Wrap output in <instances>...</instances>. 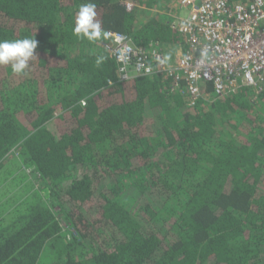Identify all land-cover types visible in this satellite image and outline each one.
Returning a JSON list of instances; mask_svg holds the SVG:
<instances>
[{
	"label": "trees",
	"instance_id": "1",
	"mask_svg": "<svg viewBox=\"0 0 264 264\" xmlns=\"http://www.w3.org/2000/svg\"><path fill=\"white\" fill-rule=\"evenodd\" d=\"M177 1L0 0V40L38 42L24 73L0 65V189L22 173L0 264H264V82L190 105L172 76L121 81L103 46L173 51ZM87 3L94 42L73 34Z\"/></svg>",
	"mask_w": 264,
	"mask_h": 264
},
{
	"label": "built area",
	"instance_id": "2",
	"mask_svg": "<svg viewBox=\"0 0 264 264\" xmlns=\"http://www.w3.org/2000/svg\"><path fill=\"white\" fill-rule=\"evenodd\" d=\"M172 27L185 39L177 51L142 47L111 31L103 46L119 65V79L163 73L183 84L190 105L264 82V0H178ZM173 58V59H172ZM210 96V94H209Z\"/></svg>",
	"mask_w": 264,
	"mask_h": 264
},
{
	"label": "clouds",
	"instance_id": "3",
	"mask_svg": "<svg viewBox=\"0 0 264 264\" xmlns=\"http://www.w3.org/2000/svg\"><path fill=\"white\" fill-rule=\"evenodd\" d=\"M94 3L80 6L76 16L73 34L80 39L86 38L90 42L100 40L106 33L103 32L99 21L95 20L96 11ZM34 38L18 40H0V65H11L16 74H22L28 67L37 48Z\"/></svg>",
	"mask_w": 264,
	"mask_h": 264
},
{
	"label": "rangeland",
	"instance_id": "4",
	"mask_svg": "<svg viewBox=\"0 0 264 264\" xmlns=\"http://www.w3.org/2000/svg\"><path fill=\"white\" fill-rule=\"evenodd\" d=\"M173 52L176 50L177 51V48L176 47H174L173 49ZM173 59V58H172ZM11 158V157H10ZM11 160V159H10ZM10 160L8 161V162H10ZM27 171L28 172H30V169H27ZM20 174H22L19 170H17L16 169V171H14V178L13 179H9L8 178V180H4V182H3V188L2 189H0V191L1 192H5L4 191V189L8 186V189H14L16 192L18 191V184H17V182H18V178H17V176L19 177L20 176ZM33 182H35L34 180H33ZM37 182V181H36ZM35 186L36 187H38V183L37 184H35ZM7 189V190H8ZM6 190V191H7Z\"/></svg>",
	"mask_w": 264,
	"mask_h": 264
}]
</instances>
